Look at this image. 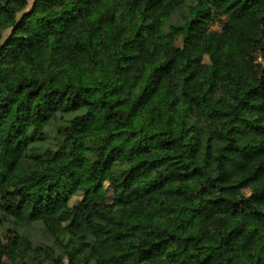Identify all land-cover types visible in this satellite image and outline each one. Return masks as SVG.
<instances>
[{
	"label": "trees",
	"instance_id": "trees-1",
	"mask_svg": "<svg viewBox=\"0 0 264 264\" xmlns=\"http://www.w3.org/2000/svg\"><path fill=\"white\" fill-rule=\"evenodd\" d=\"M0 231L8 264H264V0H2Z\"/></svg>",
	"mask_w": 264,
	"mask_h": 264
},
{
	"label": "rangeland",
	"instance_id": "rangeland-1",
	"mask_svg": "<svg viewBox=\"0 0 264 264\" xmlns=\"http://www.w3.org/2000/svg\"><path fill=\"white\" fill-rule=\"evenodd\" d=\"M218 24H214V28H218ZM163 39H165V41L167 40V42H169L170 44H177V42H175V40L171 39L170 37L168 36H165V37H162ZM104 185V188L106 189V198H107V201H109L112 197V194H111V187L109 186L108 182L107 181H104L103 183ZM0 241H1V260L5 263H10V251H9V248L7 246V242H6V238L4 236V233L0 231ZM56 264H67V260L66 258L64 259H61L59 260Z\"/></svg>",
	"mask_w": 264,
	"mask_h": 264
},
{
	"label": "clouds",
	"instance_id": "clouds-1",
	"mask_svg": "<svg viewBox=\"0 0 264 264\" xmlns=\"http://www.w3.org/2000/svg\"><path fill=\"white\" fill-rule=\"evenodd\" d=\"M0 2H2V0H0Z\"/></svg>",
	"mask_w": 264,
	"mask_h": 264
}]
</instances>
